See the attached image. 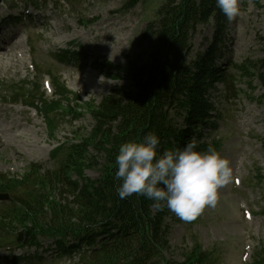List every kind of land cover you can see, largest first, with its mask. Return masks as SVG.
<instances>
[{"label": "rangeland", "instance_id": "374dc122", "mask_svg": "<svg viewBox=\"0 0 264 264\" xmlns=\"http://www.w3.org/2000/svg\"><path fill=\"white\" fill-rule=\"evenodd\" d=\"M162 2L139 0L132 6L130 0H39L33 4L1 1L0 41H7L0 42V46L9 49L8 54L0 49L1 173L21 177L32 162L51 168L56 146L78 142L74 140L76 132L86 135L91 130L93 119L86 111H80L76 120L69 112L57 115L53 133L47 127L40 100L53 97V76L66 84L68 102L77 106H87L90 101L97 105L111 89L130 87L127 74L113 66L126 65L130 59L148 60L152 43L142 38V32ZM263 5L239 0L241 14L226 30L223 63L226 59L241 64L264 58ZM213 29L206 25L198 30L192 41L195 50L205 49V39L213 36ZM67 50L71 53L65 56ZM73 52L81 53L80 57L73 56ZM97 60L113 65L109 70L105 65L99 70L94 67ZM237 85L240 96L229 103L220 98L223 86L218 85L212 96L216 105L224 109L223 116L216 129H203V138L222 141L218 151L231 163L232 180L219 189L215 206H205L194 219L168 218L171 228L166 255L172 260H182L184 250L199 244L214 255L215 264H261L258 254L264 255V87L257 76H240ZM34 99L38 105L35 108L30 107ZM13 100L28 104L6 102ZM89 150V154L93 153ZM88 162L87 158L71 168L73 179L99 177V169L89 167ZM43 246L39 250L16 251L15 255L22 256L19 259L0 248V258L9 257L0 264H76V257L57 255L52 240L43 241Z\"/></svg>", "mask_w": 264, "mask_h": 264}, {"label": "trees", "instance_id": "16d2710c", "mask_svg": "<svg viewBox=\"0 0 264 264\" xmlns=\"http://www.w3.org/2000/svg\"><path fill=\"white\" fill-rule=\"evenodd\" d=\"M253 1L259 6L264 2ZM206 25L214 28L213 36L205 39L204 50H195L193 38ZM228 25L215 0H163L142 32L152 43L148 60L113 66L127 74L131 86L111 89L97 105L75 104L74 111L88 112L93 125L86 135H77L78 142L54 150L59 166L51 170L31 163L21 178L0 172V191L11 192L10 201L0 203V245L39 246L42 239H51L60 254L78 257L76 264H215L214 255L199 244L184 250L180 261L168 258L167 220L177 216L166 207L156 210L143 195L120 199L114 177L120 145L148 132L159 136L161 152L183 148L191 139L198 150L209 145L220 149L219 139L203 138V129H216L223 116L213 92L221 84V98L234 101L241 92L240 76H257L264 87V58L223 63ZM96 65L109 70L113 64ZM58 96L69 100L62 90ZM42 103L52 112L72 110L62 99L52 101V107L47 100ZM87 158L89 167L99 169V177L73 179L69 171ZM258 257L262 264L264 255Z\"/></svg>", "mask_w": 264, "mask_h": 264}, {"label": "clouds", "instance_id": "9594fccd", "mask_svg": "<svg viewBox=\"0 0 264 264\" xmlns=\"http://www.w3.org/2000/svg\"><path fill=\"white\" fill-rule=\"evenodd\" d=\"M227 21L240 14L239 0H215ZM160 138L148 132L139 140L119 147L115 163L117 193L120 199L133 194L153 201L152 207H165L182 220L194 219L205 206H215L219 189L232 180L233 169L213 145L198 150L191 139L183 148L159 151Z\"/></svg>", "mask_w": 264, "mask_h": 264}, {"label": "water", "instance_id": "95a60500", "mask_svg": "<svg viewBox=\"0 0 264 264\" xmlns=\"http://www.w3.org/2000/svg\"><path fill=\"white\" fill-rule=\"evenodd\" d=\"M8 199H9V193L0 192V201H2V200H8Z\"/></svg>", "mask_w": 264, "mask_h": 264}, {"label": "bare ground", "instance_id": "6f19581e", "mask_svg": "<svg viewBox=\"0 0 264 264\" xmlns=\"http://www.w3.org/2000/svg\"><path fill=\"white\" fill-rule=\"evenodd\" d=\"M0 49H2V50L4 51V53H5V51H6V53L8 54L7 51H8L9 49H8L7 47L2 48V45H1V46H0ZM0 52H1V51H0ZM1 57H2V56H1Z\"/></svg>", "mask_w": 264, "mask_h": 264}]
</instances>
